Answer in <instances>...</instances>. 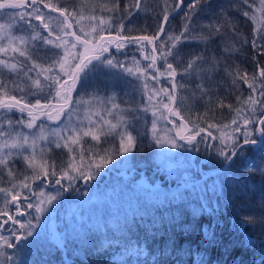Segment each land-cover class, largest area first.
I'll use <instances>...</instances> for the list:
<instances>
[{
    "label": "trees",
    "instance_id": "1",
    "mask_svg": "<svg viewBox=\"0 0 264 264\" xmlns=\"http://www.w3.org/2000/svg\"><path fill=\"white\" fill-rule=\"evenodd\" d=\"M99 1L91 5L86 0H44V3L59 4L60 7H68L69 10L81 8L85 17L102 16L105 21L111 18V24L105 25L104 30L98 32L96 41L92 43L102 44L104 41L99 40V35H103L105 40L111 42L106 45L108 51L103 53V57H115L117 61L127 66H133V60L141 61L140 65L143 66L140 67H147L150 61L145 60L144 56L151 55V44L146 45L143 50L139 44L126 42L124 47L117 48L116 43L123 42L117 38L155 35L165 4L171 11L176 0H142L139 10L132 7L135 0ZM190 2L191 0H184L183 10L171 13L169 23L165 25V33L173 36L180 34L185 23V13L188 12L186 5ZM117 3L119 7L115 8L114 12L99 11L101 6L111 9ZM255 7H259L258 0ZM237 9L254 12V9L239 3V0H203V5L198 9L199 15L193 17L195 22L193 26L196 23L208 24L216 19L217 14L224 11L234 22L236 35L228 32L224 36L213 35L207 41L186 40L178 45L182 57L188 53H199L206 60L217 62L216 68L209 73L210 78L203 81L202 86L209 89L205 96L200 95L192 99L193 93H200L194 87L193 80H185L182 75L175 78L178 85L188 88V91H184L183 87L177 89L178 95L188 97L185 107L180 108V111L185 110L187 118L191 113L199 127L207 129L189 144L193 148L192 152L190 151L193 172L188 179L169 180L168 175L163 174L164 171L159 168L152 172L153 168L145 166L144 169L137 166L134 175L144 180L153 181L158 178L160 180V174L164 175L169 184L161 189L163 190L161 195H156L159 187L155 192L152 191L155 193L153 197L156 195L154 198L145 199L140 196L138 209L133 214L125 215L121 222H114L115 225L111 221L115 219L110 218L103 219L99 223L102 224L100 228L96 225H83L77 237H68L67 240L61 241L57 238L61 243L54 239L51 241V238L46 236L25 255V264H116L118 259H136L141 264H264V220L258 216L256 219L247 218V215L255 211L259 212L258 215H264V151L260 145L245 146L242 154L226 159L217 151L220 148L217 134L213 128L208 127V124L212 123L218 125L229 123L234 113L226 106L231 104L233 108L238 107L236 98L239 96L245 99L251 94L247 84L239 82L236 85L232 84L235 79L234 73L239 72L243 75L247 72L251 77L257 71V64L264 67V54L249 43L253 39L254 28L264 29V20L260 19L264 13H256L257 20L251 21ZM44 11L47 13L48 10ZM121 23L122 31L119 29ZM77 27L73 22V30H77ZM79 34L77 30V35ZM256 39L264 45V40H261L259 35ZM165 40L167 36L161 34L156 41L158 54L161 51L160 41ZM225 48L230 50L225 51ZM91 54L94 53L90 52L89 55ZM168 62L173 63L178 72L181 71L183 65L180 60L168 57ZM156 66L161 73L165 71L163 60L158 58ZM204 66L211 67L210 64ZM4 71L6 70H0V79L7 82L10 88L13 81L20 87L25 86L22 77ZM112 71L120 73L119 77L93 76L85 87L81 88L78 85L73 96L78 99L82 96L114 95L116 101L128 111L129 118H132L130 128L136 136L135 153L139 155L145 152L144 147H147L146 137L139 132V125L145 114L142 110H139V113L134 109V106L141 102L140 91L144 90L139 82L141 79L131 77L120 69ZM150 73L158 76L155 69H150ZM160 76L156 88L162 92L165 85L170 88L172 81L166 75ZM195 83L199 84L201 81L195 80ZM256 84H264V80L258 78ZM10 95H16L20 99L24 94L16 91L10 92ZM163 96L165 101H168L164 94ZM24 99L27 103L35 102L31 96L24 95ZM201 100L203 104L209 106L206 110L200 108L201 105L198 106ZM219 101H223L224 108L216 107ZM41 103L46 101L41 98ZM206 112L208 116L204 117ZM19 116L21 114L15 110L11 113L0 111V121L10 119L15 122ZM197 116L206 119L207 123L197 119ZM170 117L171 123L180 128L179 117ZM216 118L221 120L218 121ZM188 127L192 129L191 121ZM194 131L192 129L191 132L185 133L191 135ZM207 132L212 133L211 138H206ZM253 138L260 139V134L255 133ZM223 150L230 151L229 148ZM120 175L127 177L130 174ZM135 176L129 180H133ZM163 181L160 180L161 185L164 184ZM11 211L15 214L14 206Z\"/></svg>",
    "mask_w": 264,
    "mask_h": 264
},
{
    "label": "snow or ice",
    "instance_id": "2",
    "mask_svg": "<svg viewBox=\"0 0 264 264\" xmlns=\"http://www.w3.org/2000/svg\"><path fill=\"white\" fill-rule=\"evenodd\" d=\"M142 0H135L132 7L141 9ZM259 7H255L256 0H239V3L246 5L254 12L241 11L244 17L251 21L257 20L256 13H264V0H258ZM203 5V0H191L186 5L188 12L185 13L182 31L179 35L173 36L165 33V25L169 23V17L172 12L183 10L184 0H176L171 7L165 4L164 12L161 17L160 25L155 35L136 36V37H118L123 42L116 43L117 48L124 47V43L139 44L141 50L146 45L151 44V55H145L144 59L150 61L147 67H140L139 62L133 60V66H127L115 59V57H103V53L108 51L104 45H93L92 39L98 32L104 30V26L111 24V18L107 21L104 18L90 15L85 17L81 8L69 10L68 7H60L59 4L44 3V0H0V12L8 16L9 23L0 24V70H7L8 73L16 77H22L24 87L13 81L11 88L3 79H0V111L11 113L14 110L27 114L26 122L21 119H7L0 122V171L6 172L8 177V187H0V200L3 201L0 206V229L10 233L9 236L0 235L2 245L8 248H17L13 239L28 243V237L33 235L35 226L32 221L24 222L18 217L26 215V209L34 208L38 216L45 211L43 205L51 204L57 199V196L46 195L45 190L34 191L36 181H40L41 186L45 183L60 185L63 190L65 182L69 189L73 188V183L77 180L94 179L93 170L98 175L100 170L106 164L111 163V157L107 149L104 154L93 152L91 147L85 146V138L90 137L92 141L99 144L103 138L106 142L108 137H114L119 141L117 152L128 153L135 147L136 138L129 131L130 121L124 115L120 106L114 103L115 96L100 97L91 95L88 100L77 99L73 101L72 93L79 85L85 87L90 78L99 75H112L119 77L120 73L114 72V69H120L121 72L128 73L141 79L143 88L151 92L149 101L157 95L155 89L148 88L149 77L156 81L158 76L151 75L150 69H155L160 75H166L171 81L169 89L161 90L168 98L169 104H164L170 116L179 117L180 128L183 132L194 133L191 135H181L176 132L181 140H187L189 143L196 140L201 132L207 131L206 128H200L199 124L192 120V114H188V119L181 115L180 108L185 106L188 97L178 95V88L183 87L184 91L188 88L176 83V77L182 75L185 80L192 79L194 87L201 93V96L208 94L209 89L202 86L205 79L210 78L209 73L216 68V61L206 60L199 53H188L182 57L178 45L186 40H204L211 39L213 35L224 36L231 32L236 35L234 22L224 11L217 14L214 21L208 24L194 25L193 17L199 15L198 9ZM117 3L114 8L107 9L101 6L99 11L114 12L118 8ZM47 9V13H45ZM53 13L57 15L53 17ZM131 15V12L128 13ZM264 20V16L260 17ZM87 20L89 31L85 32L83 22ZM38 22V23H34ZM73 22L78 26L73 30ZM39 29V30H38ZM123 30V23L119 26ZM19 32L21 34L16 35ZM27 32V35L24 33ZM208 34L205 35L204 33ZM161 34L167 36V40L160 41L159 54L157 53L156 41ZM259 35L264 40V29L254 28L253 39L249 41L252 47L256 48L261 54H264V45H261L256 36ZM99 40L104 41L105 37L99 35ZM111 43V42H110ZM82 51H76V49ZM98 50V51H97ZM225 48V51H229ZM94 53L89 55V53ZM168 57L173 60H180L183 65L181 71L168 62ZM165 62V71L160 72L156 66L157 59ZM95 62V63H94ZM210 64L207 68L204 65ZM235 79L232 84H247L250 89V95L245 99L239 96L236 98L238 107L233 108L231 104L226 107L233 113V118L227 124L218 125L208 124L209 128H216L220 133L221 148L217 151L226 159H231L244 152L245 146L260 145L264 151V84L257 85L256 80H264V67H259L251 77L245 72L241 75L235 72ZM200 80L201 83H195ZM19 91L20 93L31 96L35 102L27 103L24 95L20 99L16 95H10V92ZM194 95V93H193ZM43 98L46 103H41ZM56 103H53V102ZM73 104L83 106L84 120L80 121L76 127L71 125L60 128L56 131H45L43 124H37L40 116H45L49 120H58L67 109L69 112L73 109ZM169 105H172L169 107ZM179 105V106H177ZM217 108H224L223 101L216 104ZM210 111V110H209ZM53 112L55 115H53ZM259 113V114H257ZM208 113L204 114L207 117ZM71 121V116L68 117ZM197 119L207 120L197 116ZM115 120V123L113 122ZM192 122V129H189V122ZM175 123V121H173ZM23 125L27 129H38V131L29 136L20 131H16L17 126ZM229 130L230 133L229 134ZM152 132L154 138L159 144L171 143L173 147H183L184 145L176 143L175 139L163 140L159 138L156 122L153 121ZM260 134V139L253 138L255 133ZM239 133V135H238ZM51 137V139H50ZM212 133L207 132L206 138H211ZM40 142L51 144L56 149L65 150L66 160H62L57 165L56 160H49L48 153L52 148L39 146ZM227 147L230 151H224ZM86 153L88 155H86ZM116 153H113L115 155ZM20 157L25 165L26 171L31 175L19 173L12 165L15 164V157ZM99 160V162H97ZM53 178L54 181H53ZM0 183H3L0 180ZM27 190L29 195H25ZM31 197H37L36 203L28 202ZM14 206L15 214L10 210ZM18 225V228H7V225ZM22 247V246H19Z\"/></svg>",
    "mask_w": 264,
    "mask_h": 264
},
{
    "label": "rangeland",
    "instance_id": "3",
    "mask_svg": "<svg viewBox=\"0 0 264 264\" xmlns=\"http://www.w3.org/2000/svg\"><path fill=\"white\" fill-rule=\"evenodd\" d=\"M86 2L91 5L93 3H99L100 1L86 0ZM0 13V24L9 23L8 16L4 15V13L2 12ZM53 17H55V15H53ZM34 23L38 22L34 21ZM83 25L85 32L89 31V24L87 20L83 22ZM15 34L19 35L21 33L16 32ZM24 34L27 35V32H25ZM96 37L97 34L94 35V38L92 39L93 42L96 41ZM109 43V40H104V42H102V45L106 47V45H108ZM76 51L79 52L82 51V49L77 48ZM140 64L141 61L139 62V65ZM4 72H7V70ZM160 77L161 76L158 73V80L160 79ZM139 82L143 88L142 81L140 80ZM156 82L157 80L152 81L150 77L147 81L148 88L155 89L157 91V95L153 96L151 102L149 101L151 92L143 88L144 90L140 91L141 102L137 103V105L134 106V109L139 113V110H142V112L145 114L144 120L139 125L140 134L147 139V147H144L145 152L137 155L135 153L136 143L135 147L132 148V150L128 153L117 152L119 141L114 137H108L106 142L102 138L99 144L92 141L90 137H86L85 146L91 147L93 149V152H99L101 155H103L104 150L107 149L109 152V156L111 157V163L106 164V166L100 170L98 175H96L95 170H93L94 179L87 181L80 179L75 181L73 183V188L71 189L67 187L66 182L62 190L61 186L56 185L54 182L52 184L45 183L43 186H41L40 182L37 183L38 181H36L34 191L39 193L41 191V187H43L46 195L57 196V199L51 204L45 203L43 205L45 211L42 214H39L38 223L36 219L37 213L34 208L26 209L27 215L24 217H18V219L24 222L31 220L32 224L35 226V230L33 232V235L31 237H28V243L26 244V246H23L25 245L24 241H19L20 243L18 244V248L11 249L3 246L2 241H0V264H23L24 262H26L25 255L34 247H36L37 244L46 236H49V239L51 238V241L52 239H54L55 241H58V239H60L61 241L64 239L67 240L68 237H77V233L83 225H96L100 228L102 224L99 223L105 218H110V220L115 219L111 220L112 224L115 225L116 223L114 222H121L127 215L131 213L133 214L138 209V198L140 196L145 197V199H148V197L151 198L155 194V190L159 187L160 188L156 190V195H161L163 192V190L161 189L169 184L163 177L164 175L162 176L160 174V180H164L163 185H161L159 178L153 181L144 180L142 177H137L134 175L137 166H142L144 167V169L145 166L147 168H153L152 172L155 171V168H159L161 169V171H164L163 174L168 175L169 180L172 178L183 180L188 179V177L193 172V163L190 158V151L192 152L193 148L189 145L190 143L187 140H181L179 136L175 135L176 132H180L181 135H187V133L183 132L181 128H177L171 123L170 119L172 117L169 118L170 115L163 107V105L166 104L165 102L169 104V101H165L162 92H160L156 88ZM164 87L165 89H169L168 85H165ZM200 95L201 93H196L192 95V99H196ZM89 97L90 96H82L78 99L88 100ZM100 97L103 98L104 96ZM72 99L73 101L77 100L74 98V96L72 97ZM114 103L118 104L121 109H126L118 101H116V99H114ZM191 104L196 107L195 104ZM199 105H201V107ZM198 106L200 108H203V110H206L209 107L207 106V104H203L202 100L200 101ZM181 113L185 116V110ZM119 114L124 115L128 118V120L130 121L129 131H131L132 135L136 138L134 132L130 128L132 118H129L130 116L128 111L125 110L124 112H121ZM53 115H55L54 112ZM69 115L71 116V121H69L68 119ZM21 118H23V120L26 122V120L28 119L27 114H21V116L17 117V119ZM185 118L188 119L186 116ZM217 118L216 120H221ZM83 120V106H77L73 104L72 111L69 112L66 109L64 114H62L58 120H49L45 116H40L39 120H37V124H43L45 131H56L68 125L76 127L77 124ZM153 121L156 122V127L160 139H175L176 143L182 144L184 146L173 147L171 143H157L156 139L154 138V133L152 132ZM113 122L115 123V120H113ZM16 131H20L25 135L31 136L35 134L38 129H27L26 127L21 125L16 127ZM213 131L217 134L219 139L220 133L216 130V128H213ZM229 134H231L230 130ZM39 146L52 148V151L48 153V158L49 160L55 159L57 165H59L62 160L67 159L65 150L56 149L53 145L45 144L44 142H40ZM219 146L220 148L222 147L221 143ZM226 148L227 147H225L224 149ZM113 153L116 154L113 155ZM86 155L88 154L86 153ZM15 161V164L12 166L18 172V174L24 173L25 175H31L30 171H26L25 165L20 157H15ZM97 162H99V160H97ZM120 173H122V175L123 173H129L130 175L124 177L121 176ZM227 175L229 174L227 173ZM133 176H135L133 180H129V178H132ZM54 179L55 178H53V181ZM0 180L3 181V183H0V187L9 186L6 172L0 171ZM24 194L29 195L27 190H25ZM36 200L37 197H31L28 202L36 203ZM59 201L60 203H62L61 205ZM2 203L3 201L0 200V206H2ZM256 212L257 211L247 215V218L256 219L258 216L261 218V220H264V215H258L259 212ZM18 227V225H15L14 228ZM118 228L121 227L118 226ZM0 235L9 236L10 233L4 231L3 229H0ZM60 241L58 242L61 243ZM13 243H16L15 239H13ZM137 261L140 262L136 259H118L116 264H141V262L138 263Z\"/></svg>",
    "mask_w": 264,
    "mask_h": 264
},
{
    "label": "flooded vegetation",
    "instance_id": "4",
    "mask_svg": "<svg viewBox=\"0 0 264 264\" xmlns=\"http://www.w3.org/2000/svg\"><path fill=\"white\" fill-rule=\"evenodd\" d=\"M7 228H12L13 226H11L10 224L6 226Z\"/></svg>",
    "mask_w": 264,
    "mask_h": 264
}]
</instances>
